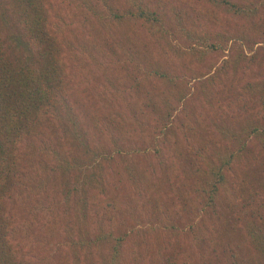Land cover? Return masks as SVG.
Wrapping results in <instances>:
<instances>
[{
	"label": "trees",
	"instance_id": "1",
	"mask_svg": "<svg viewBox=\"0 0 264 264\" xmlns=\"http://www.w3.org/2000/svg\"><path fill=\"white\" fill-rule=\"evenodd\" d=\"M129 1L131 9L108 3V20L120 23L127 18L134 23H148L158 44L164 40L176 54L203 57L215 49L216 44L210 41L207 28L201 24L190 29L184 12L171 10L168 13L146 0ZM204 1L206 7L211 4L223 8L243 22L261 16L259 0ZM54 7L52 0H0V264H49L47 258L37 262L32 255L38 244H53L58 251L71 250L72 264H128L130 252L126 243L138 241L142 230L117 234L116 223L106 213L94 216L98 211L92 203H97L100 193L109 191V177L103 171V162L115 161L117 155L105 143L89 138L74 111L65 52L57 44L61 31L54 32L49 21ZM194 21L191 19V23ZM9 23L16 26L13 35L7 33L11 28ZM182 32H186V39L192 42L188 49L172 44V34ZM196 37L203 40L196 42ZM232 37L236 38V45ZM9 39L23 52L15 51ZM242 39L241 33H233L228 43L232 41L233 47L240 51L241 47L244 49ZM61 42L66 44L63 39ZM204 47L206 51L201 50ZM244 53H240L243 60L247 59ZM91 56L94 55L91 53ZM128 60L147 66L146 77L158 86L154 92L143 85L146 95H134L128 88L111 86L118 89V99L127 94L130 104L134 103V106L124 105L125 110L132 107L137 119L136 128L131 131L134 137L137 125L140 128L138 139L142 144L136 146V152L143 154L148 164L141 159L131 166L124 159L127 170L124 172L135 186L136 194L141 198L146 196L145 184L151 183L148 182L151 175L148 168L154 154L158 163L153 165L152 171L159 168L166 174L165 182L171 185L177 208L191 211L199 205L198 210L203 209V221L212 216L217 218L219 224L213 223L204 235L195 233L198 244L204 243L198 255L207 256L206 248L211 247L209 241L218 238L223 242V256L228 264H264V214L253 205L247 214L246 202H237L240 196L237 180L229 174L251 150L249 142L254 136L264 142V124L251 116L245 127L235 128L222 122L217 127L226 142L212 151L196 137L197 128L204 126L196 119L195 91H188L189 81L181 79L186 71H193L191 63L184 61L183 69L174 67L162 56L146 54L145 61L137 62L133 54ZM222 69L220 66L205 81L196 79L200 81L201 92L208 90V84L220 76ZM134 87L135 83L132 89ZM248 89L254 93L260 85L251 84ZM205 94L210 100L208 93ZM239 98L244 99V96L239 95ZM144 104L151 110L147 124L138 118ZM114 142L115 150H128L119 145L117 138ZM98 166L102 171L96 170ZM59 178L65 200L53 196L48 202L44 192L50 191ZM151 185L149 188H153ZM162 189L158 188L155 201L142 204L162 207ZM129 200V204L125 203L127 213L139 217L135 197L130 196ZM26 201H30L28 205L24 204ZM20 206L23 208H19L20 213L14 211ZM160 209V215L168 214V208ZM245 213L248 219L242 220ZM163 219L164 215L160 216L161 222ZM53 236H59L60 240L54 243ZM135 253L139 254V249L135 248L133 259L137 258ZM205 260L199 259L197 264H205Z\"/></svg>",
	"mask_w": 264,
	"mask_h": 264
},
{
	"label": "rangeland",
	"instance_id": "2",
	"mask_svg": "<svg viewBox=\"0 0 264 264\" xmlns=\"http://www.w3.org/2000/svg\"><path fill=\"white\" fill-rule=\"evenodd\" d=\"M52 1L55 7L50 12L49 21L53 25L54 32L61 31L57 44L65 52L68 86L74 111L89 138L105 143L107 147H111L112 153L117 155L115 161L111 159L110 162L109 160L103 162V171L107 172L109 177V183H107L109 191L105 194L100 193L97 203H92L94 210L98 211L94 216L98 213H106L108 218L116 223L117 234L120 231L142 230L138 241L126 243L130 252L128 264H185L184 259L186 264H197L202 258L206 259L205 264H218L219 259L220 264H228L229 261L223 256V242L218 238H212L210 243H205L211 245L210 248H206L207 256L198 255L199 248H202L204 243L198 244L195 233L204 235L207 228H212L213 223L219 224L217 218L212 216L203 221V209L198 210L199 205L191 211L177 208L171 185L165 182L166 174L159 168L152 171L153 165L158 163L154 154L150 158L152 165L148 168L151 174L148 182H151L149 184H152L153 188H149V184L146 183V196L141 198L136 194L135 186L124 172L127 171L126 162L131 166H135L142 160H145L143 163H148L143 154L136 152V146H140L142 140L138 139L140 132L138 125L137 135L134 137L131 134V131L136 128L137 120L132 113V107L131 109L126 107V110L124 107L134 103L130 104V95L124 94L122 99H118L116 95L117 90L121 88H128L134 95L145 94L147 90H144L143 85L155 92L158 86L146 77L147 66L136 63V60L129 61L128 56L133 54L137 62H141L145 61L143 60L145 54L149 57L158 55L170 61L174 67L183 68L184 61L191 63L193 71H186L181 79L189 81L188 91H195L196 119L204 126L197 128L196 137L200 142H205L212 151L218 144L226 142L219 130L220 127H217L222 122H227L235 128L245 127L249 122L247 118L250 119L249 116H251L264 124V0H259L261 16L249 22L237 19L223 8H217L211 4L206 7L204 0H146L153 7L168 13L171 10L184 12L190 29L203 24L207 28L208 35L211 36L210 41L216 44L215 49H211L203 57H200V54L196 56L182 52L176 54L170 46H166L164 40L159 45L156 37L151 35L148 23L146 25L141 21L134 23L133 19L127 18L120 23L109 21L108 3L131 9L132 4L129 0H105L107 4L102 0ZM191 19L195 21L191 23ZM9 24L11 28L7 27L9 28L7 33L13 35L16 33V26ZM233 33L242 34L244 49L241 47L239 51L237 47H233V42L237 44L236 38L232 37L233 42L228 43V38ZM185 34L186 32L172 34V44H177L179 48L180 46L190 48L192 42L186 39ZM62 39L66 44L61 42ZM199 39L203 40L196 37V42H199ZM9 41L13 44L15 51L23 52L11 39ZM227 43L228 47L225 49ZM203 49L206 51L205 47L201 50ZM241 51L245 52L247 59L240 58ZM186 56L188 58H185ZM182 58L185 60H181ZM124 63L126 65H123ZM121 65L123 67H120ZM143 66L144 69L141 70L140 67L143 68ZM220 66H223L220 76L216 77L213 83L208 84L209 88L205 91L210 97L208 100L206 94L201 92L199 82L208 79ZM197 78L200 81H196ZM134 83L135 87L132 89ZM113 84L118 89L111 88ZM251 84L260 85V89L253 93L248 89ZM239 95L244 96V99H240ZM150 116L151 110L144 104L143 109L138 113V118L147 124ZM192 120H195V117ZM114 138L119 140V145L128 150L124 149L122 152L115 150ZM249 144L251 150L229 174L237 180V190L240 194L237 202H246L249 207L247 214L250 205L264 214V142L254 136ZM101 159L102 157H99V160ZM96 170L102 171V168L98 166ZM160 172L161 175L158 176ZM151 177L154 178L152 181ZM61 187L59 178L50 191L44 192L49 196L46 200L51 202L53 196H59L61 201H64ZM159 187H163L164 202L161 200V203L163 202L164 205L162 204V207L143 205L142 202L155 201ZM130 196L136 199L139 217H132L125 209V203H130ZM29 202L26 201L24 204L28 205ZM19 208L23 209L22 206L15 207L14 211L20 213ZM160 208H168V214L166 212L160 215ZM163 215L164 219L161 222L160 216ZM167 216L170 218H166ZM244 216L246 213L242 214L241 219L247 220L248 217ZM191 224L192 228H190ZM59 240V236L52 237L54 243ZM135 248L139 249V254L135 253L136 260L132 257ZM214 249H216L215 252H213ZM34 250L32 255L36 256L37 262H41L40 258H47L49 264H72L71 250L58 251L53 244H38ZM54 255L56 256L53 259Z\"/></svg>",
	"mask_w": 264,
	"mask_h": 264
}]
</instances>
